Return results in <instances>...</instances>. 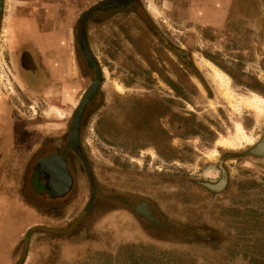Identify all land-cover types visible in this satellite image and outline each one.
Here are the masks:
<instances>
[{"label": "rangeland", "instance_id": "374dc122", "mask_svg": "<svg viewBox=\"0 0 264 264\" xmlns=\"http://www.w3.org/2000/svg\"><path fill=\"white\" fill-rule=\"evenodd\" d=\"M106 1L5 0L46 30L84 27L105 79L62 197L36 181L38 161L67 144L74 110L4 91L16 148L10 170L0 161V264H264V157L250 154L264 135V0L94 10ZM221 167L228 185L212 189Z\"/></svg>", "mask_w": 264, "mask_h": 264}, {"label": "crops", "instance_id": "0c3cea01", "mask_svg": "<svg viewBox=\"0 0 264 264\" xmlns=\"http://www.w3.org/2000/svg\"><path fill=\"white\" fill-rule=\"evenodd\" d=\"M2 39L28 96L59 99L73 104L85 82L81 79L70 30L59 26L43 32L39 20L15 17L4 20ZM30 94V95H29ZM1 136V134H0Z\"/></svg>", "mask_w": 264, "mask_h": 264}, {"label": "flooded vegetation", "instance_id": "af4514ba", "mask_svg": "<svg viewBox=\"0 0 264 264\" xmlns=\"http://www.w3.org/2000/svg\"><path fill=\"white\" fill-rule=\"evenodd\" d=\"M213 1L214 0H198L200 7H201V4L203 5V7L200 9V11H201L200 15H203L204 12L209 10V9L214 11V12H222L221 7H220L221 3L219 2V0H216L215 3H213ZM231 2H233V0H231ZM140 3H141V0H135L134 2H132L130 4L121 6L119 8L110 9V10H104V11L99 10V11H101V13H107L108 11L124 12V11H129L130 9H133V8L135 9L138 6L140 7ZM17 8H18L17 5H13V6L9 5L8 6L6 4V2H5V0H2V12H1V21H0V88H2L3 90L0 92V134H1V136H0V161H1V167L3 165L4 166L7 165L8 166L7 167L8 170H10V166H11L9 160L12 159V157L9 156V155L7 156V153H9V154L15 153V148L16 147L14 145V141L13 140L11 141V138H13V135H14L15 131L13 129H11V126H12V119H11V114H10V112H11V104H10V99L5 95V93H8V91H10L12 93L13 92H15V93L19 92L20 94L25 95L28 98H32V99H35V100L48 101L51 105L52 104L53 105H57L55 107H57V109L59 111H63L65 113H67V114L69 112H71L72 110H74L73 111V116H72V130H73L74 115H75L78 107L80 106L81 101H82L85 93L87 92V90H86L87 85H89L88 86V90H89L91 85H92V83H93V81L96 78V70H95V68L93 66H91L88 63V61L85 59L83 50L79 49V48H81V46H80V36L81 35L79 36V38L75 39L71 25L63 24V25L59 26V23H58V24H56L55 27L59 26V30H61V31L70 30V32H72V35H73L72 45L74 47L76 58L78 60L79 66L81 68L80 69L81 70V79H83V81L85 82L84 88L82 89V91L79 92L76 101L73 104H70L69 106H67V105H65L63 103V100H62V98L60 96H59V99H45V98L33 97L32 95L28 96L26 94L27 90L25 91V89L22 88V84L19 83L18 75H17L18 71L13 66V63L11 62V60L9 58L8 50H7V48H6L5 44H4V38L2 39V35H3L2 34V30H3V26H4V20L7 19L8 17H15V16H17V13H18L19 15H21L23 17H28L29 16V17H33V18L37 19L32 14H28L27 15L26 13L23 14L21 12H18ZM212 8H214V9H212ZM188 16H189V20H190V18H191L190 10L188 11ZM227 19H228V17H227ZM39 23H40L41 30L44 32L45 28L43 27V24H41L40 21H39ZM86 38H87V36H86ZM87 43H88L89 49H90L92 55L94 56L95 61L97 62L98 66L100 68V72H101V82H100V85H99V88H98V92L96 93V95L92 99V101L87 105V107H86V109H85V111H84V113L82 115L81 125H80V147H79V149L78 150H73L72 148H69V143H70V139H71V135H72V131H71V134H70V137H69V139L67 141V144L63 147V149L61 151L58 150V151H55L53 153V155H59V156H61L63 158V160L65 161V163L67 165V169H68L69 173L71 174V176H73L72 172H71V165L76 163L78 158H80L81 161L83 162L82 157L80 155V149L82 148L81 147V145H82V143H81V133H82V125H83L85 114H86V112L88 110V107L91 105V103L94 101V99L99 95L101 86H102V84L104 82V79H105L103 69H102L101 65L99 64V61L97 60V58L93 54L88 40H87ZM91 70L94 71L95 77L90 80V71ZM4 91H5V93H4ZM29 107H30V109H32V106H29ZM34 112L36 113L35 110H34ZM23 115H25V113H23ZM60 116H63V114L61 113ZM63 118H65V117H62L61 120H64ZM263 141H264V135L260 139V141L255 143L254 147H252V149L250 150V154L251 155L257 156V157H264V152L261 153L258 150V148H257L258 146H262V147L264 146ZM261 143H262V145H260ZM85 167H86V165H85ZM26 170H27V175H25V180H27V183H30L31 179H32V176H31V170H30V166L29 165L26 167ZM221 171H222V177H221L219 183H217V185H215L219 189L226 188L227 185H228V179H227L226 171L222 167H221ZM8 174H9V172H8ZM39 174H40V176L36 177V181L46 183L48 181V179H49L47 174L46 173H42L40 171H39ZM72 179H73V177H72ZM113 200L121 201L124 205H127L128 207H130V199L127 196H124V195L123 196H119V195H117V196L113 197ZM142 203L148 204L149 208L151 209V206H150L149 203L140 202V203H138L135 206V208H134L135 212H136V208L138 206H140ZM151 211H152V209H151ZM142 217L146 221H148L149 223L155 224V223L149 221L148 219H146L144 216H142ZM160 222H161L160 224H155V225H158V226H160L162 228H166V226L164 225V223L161 220H160ZM5 256L7 257L6 254H5ZM2 262L4 263V258L0 257V263H2Z\"/></svg>", "mask_w": 264, "mask_h": 264}, {"label": "water", "instance_id": "95a60500", "mask_svg": "<svg viewBox=\"0 0 264 264\" xmlns=\"http://www.w3.org/2000/svg\"><path fill=\"white\" fill-rule=\"evenodd\" d=\"M134 1L135 0H108L106 2L97 5L94 10L104 11V10L115 9L130 4ZM1 12H2V0H0V21H1ZM80 46L83 50L85 59L88 61V63L91 66L95 68L96 78L93 81L90 89L87 90V92L85 93L81 101V104L74 115L73 130L69 143V148H72L73 150H78L80 147L81 118L87 105L92 101V99L95 97L96 93L98 92V88L101 82L100 68L89 49L84 27H82L81 30ZM38 166H39V171L42 173H46L47 176L49 177L48 181L45 183L46 184L45 189L47 192L49 191L48 194L50 196L62 197L69 192L73 184V179L67 169V165L65 161L61 156L52 154L43 157L38 161ZM209 187L216 190L219 189L217 186H209ZM136 213L144 216L146 219H148L149 221L155 224L161 223L159 219L154 218L153 212L149 208V205L146 203H142L140 206H138L136 208Z\"/></svg>", "mask_w": 264, "mask_h": 264}, {"label": "bare ground", "instance_id": "6f19581e", "mask_svg": "<svg viewBox=\"0 0 264 264\" xmlns=\"http://www.w3.org/2000/svg\"><path fill=\"white\" fill-rule=\"evenodd\" d=\"M217 76H218L219 78H221L222 80H224V79H223V75L220 74L219 72H217ZM223 93H224V92H223ZM254 101H255V100L250 101V103H249V104H251L250 107L252 106V104H253V106H255V105H254V103H255ZM247 104H248V103H247ZM256 105H257V104H256ZM252 108H253V107H252ZM260 108H261V107H260ZM260 112H261V111H260ZM238 132H239V135L243 136V131H242L241 129H239Z\"/></svg>", "mask_w": 264, "mask_h": 264}]
</instances>
